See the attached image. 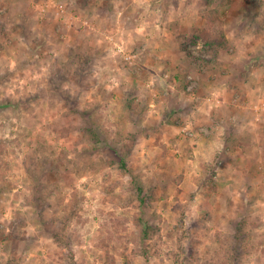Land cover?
Returning <instances> with one entry per match:
<instances>
[{"label": "clouds", "instance_id": "clouds-1", "mask_svg": "<svg viewBox=\"0 0 264 264\" xmlns=\"http://www.w3.org/2000/svg\"><path fill=\"white\" fill-rule=\"evenodd\" d=\"M0 264H264V0H0Z\"/></svg>", "mask_w": 264, "mask_h": 264}]
</instances>
